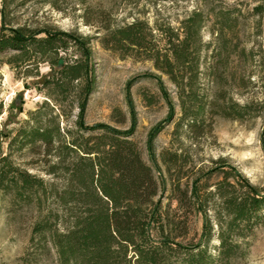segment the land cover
I'll list each match as a JSON object with an SVG mask.
<instances>
[{"label": "trees", "instance_id": "16d2710c", "mask_svg": "<svg viewBox=\"0 0 264 264\" xmlns=\"http://www.w3.org/2000/svg\"><path fill=\"white\" fill-rule=\"evenodd\" d=\"M34 1L47 0H0V68L7 63L18 76L39 78L50 99L30 111L28 118L16 121L17 127L0 129V191L12 204L33 206L35 212L24 263L51 264L53 258L54 264H231L240 254V238L264 225V188L225 157L183 182L186 163L177 151L161 155L169 178L165 176L156 139L176 109L160 74L148 78L157 80L169 113L149 131V161L134 139L130 90L131 127L88 123L87 109L97 84L92 38L76 30L22 21L19 9ZM58 1L51 0L55 6ZM255 10L264 13L263 5ZM213 16L219 57L214 67L223 76L234 53L241 57L247 53L245 47L239 51V43L233 45V38H239L236 9H214ZM207 21L204 11L195 9L180 28H153L146 20L135 19L115 26L108 23L101 38L105 48L122 57L152 60L170 77L181 103L178 124L186 122L197 135L202 134L200 120L209 113L244 120L252 108L233 97L226 101L225 90L207 101L197 91L202 53L210 44L202 35ZM43 64L50 67L45 75ZM144 99L155 104L158 98L144 93ZM75 110L74 127L64 126ZM24 152L48 178L15 161L16 153ZM214 175L220 179L211 184ZM169 181V196L177 201L180 213L164 204ZM193 213L203 217L199 235H191Z\"/></svg>", "mask_w": 264, "mask_h": 264}, {"label": "rangeland", "instance_id": "374dc122", "mask_svg": "<svg viewBox=\"0 0 264 264\" xmlns=\"http://www.w3.org/2000/svg\"><path fill=\"white\" fill-rule=\"evenodd\" d=\"M259 5L264 7V0H59L56 6L47 0L29 3L18 13L22 21L31 25L49 24L91 36L97 84L87 109L88 123L106 122L120 128L131 127L133 118L127 98L130 90L136 116L134 139L149 161L146 143L149 131L163 122L169 113V105L157 80L148 78L160 74L176 109L174 119L156 139L158 158L165 176L168 177V173L161 155L165 151H177L180 160L186 163L184 172L187 176L183 182L191 181L196 171L207 169L214 160L225 157L253 184L264 188V13L255 14ZM221 7L234 8L240 14L235 28L239 38H233V45L239 43V51L245 47L247 53L242 57L234 53L223 76L217 75L214 67L219 57L215 56L218 41L217 33H214L213 10ZM195 9H202L208 17L202 35L204 42L210 43L202 53L197 91L204 101L225 90L226 101L233 97L239 103L252 105L251 114L244 120L216 113L205 115L200 120V135L195 134L186 122L178 124L182 116L178 88L167 74L154 67L152 60L122 57L101 43L108 23L115 26L143 19L153 28L157 25L180 28L181 21ZM49 71L47 64L41 66L44 75ZM39 81L36 77L18 76L11 65L2 64L0 129L17 127L16 121L28 118L30 111L38 109L49 99L46 91L40 88ZM144 93L155 94L157 102L148 104ZM20 109L23 112H19ZM117 110H121L123 116ZM76 113L77 110L64 120L63 125L74 127ZM14 159L31 172L49 177L40 164L32 162L34 158L30 153H16ZM219 179L220 175H214L209 181L213 184ZM170 189L169 181L164 204L170 203L172 213H180L177 201L169 196ZM34 213L33 206L12 204L10 198L0 191V264H25L22 257L29 245ZM191 216V235H199L203 217L194 213ZM239 241L242 246L240 254L231 264H264V225L256 227L248 237ZM49 263L54 264L53 258Z\"/></svg>", "mask_w": 264, "mask_h": 264}]
</instances>
